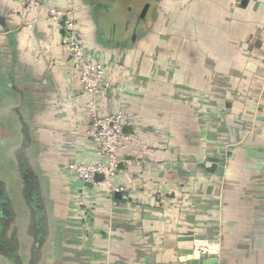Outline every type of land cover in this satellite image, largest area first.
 Wrapping results in <instances>:
<instances>
[{"label":"crops","instance_id":"crops-1","mask_svg":"<svg viewBox=\"0 0 264 264\" xmlns=\"http://www.w3.org/2000/svg\"><path fill=\"white\" fill-rule=\"evenodd\" d=\"M162 1L167 15L177 7L178 15L193 17L183 31L196 33L195 56L170 57L173 46L167 45L165 58H148L138 54L137 35L129 54L121 53L122 42L95 41L88 0H44L24 27L29 19L20 0H0L5 208H14L18 241L21 236L31 245L18 251L21 256H59L62 264H190L193 243L206 239L219 241L217 264H264V187H221L219 170L205 173L197 162L201 140L194 114L192 126L182 123L187 137L171 129L167 114L170 89L176 96H220L224 62L232 61L234 43L243 36L246 53L256 54L264 0ZM50 7L72 9L90 60L105 66L108 88L99 98L100 112L122 113L127 139L121 154L141 161L114 177L124 192L86 185L68 169L95 156L85 136L86 95L62 47L63 32L48 19ZM103 18L115 32L112 12ZM189 46L178 43L182 51ZM260 93L263 98L264 89ZM191 101L182 113L202 112V100ZM215 103L213 112L228 109L217 99L209 105Z\"/></svg>","mask_w":264,"mask_h":264},{"label":"rangeland","instance_id":"rangeland-1","mask_svg":"<svg viewBox=\"0 0 264 264\" xmlns=\"http://www.w3.org/2000/svg\"><path fill=\"white\" fill-rule=\"evenodd\" d=\"M88 1H90L88 8L90 12L92 11L90 23L94 27L91 37L95 41L100 39L110 41L112 44L122 42L120 46L125 49H121L123 50L121 53L129 54L130 49H136L135 46L130 48V45L133 44L132 40L137 35V43L134 45H138V54L148 58L150 56L155 60L165 58L164 53L169 52L165 51L167 45L173 46L169 49L172 51L169 52L170 57L186 59L187 56L197 54L193 45L196 33L183 31L187 27H192V22L195 21L193 17L178 15L177 5L174 9L170 7L173 11L167 15L166 9L165 12L162 11V7L166 5L162 0ZM146 5L147 8L144 11ZM107 11L112 12V16L115 17L113 21L115 32L111 29L112 22H106L107 19L103 18ZM133 35H135L134 39H132ZM258 39L256 54L246 53L245 45L248 44V39L244 36L238 43H234L236 48L234 47L232 61L224 62L226 67L222 76V80L225 77L224 85L217 86L221 91L220 96H213V98L210 96L200 98L196 96V98L189 94L176 96L177 89H170L173 96L169 97L167 114L171 129L179 131L177 133L180 135L185 131L186 136V130L182 126H192L190 123H193L195 116L197 126L193 125V129L195 128L196 133H199L201 140L197 148L200 153L197 156H200V160L197 162H200L199 166L205 173H214L216 169L219 170L221 187H264V96L262 98L260 95L264 89V77L257 74L259 67H264V36L260 35ZM178 43H186L190 46L192 43L193 47L189 46L182 51ZM220 50L219 53L222 54ZM206 66L214 69V65ZM249 74L248 80L243 82ZM194 99L202 100V112L182 113L180 107L183 104H191V100ZM216 99L219 100V107L228 104L225 112L218 113L209 109L217 105L216 103L209 105L212 101L216 102ZM217 113L221 115L216 116ZM192 114H194L193 117ZM226 123H230V128H226ZM236 135L239 137L235 138ZM260 148L263 151L262 154H258ZM211 154L214 155L212 158H210ZM13 213H15L14 208L5 213V77H2L0 79V264H62L63 259L59 256L31 257L18 254V251L25 252L31 248V245H28L29 242L21 236L19 241L9 240L13 232L11 229L17 228L18 225L15 223L19 222L12 217Z\"/></svg>","mask_w":264,"mask_h":264},{"label":"built area","instance_id":"built-area-1","mask_svg":"<svg viewBox=\"0 0 264 264\" xmlns=\"http://www.w3.org/2000/svg\"><path fill=\"white\" fill-rule=\"evenodd\" d=\"M25 17L24 26L32 23V11L40 7L44 0H20ZM51 23L63 32L62 47L67 59L77 73L79 83L86 95L85 110L90 122L85 136L91 142L95 161L79 162L69 165V169L84 184L96 189L108 188L113 193L124 192V188L113 185V179L120 169L128 165H140L134 157H123L121 152L127 139L122 132L123 115L121 112L102 114L99 98L106 95L108 84L105 82V66L93 62L88 56L86 45L80 40L75 26L74 12L71 8L50 7L47 13ZM34 20V18H32ZM22 27V28H23ZM204 254L208 259H219L220 244L217 241H195L189 259H199Z\"/></svg>","mask_w":264,"mask_h":264},{"label":"water","instance_id":"water-1","mask_svg":"<svg viewBox=\"0 0 264 264\" xmlns=\"http://www.w3.org/2000/svg\"><path fill=\"white\" fill-rule=\"evenodd\" d=\"M146 8H147V5L145 6L144 11ZM200 261L203 262L204 264H217L218 263V259L216 258L208 259L204 254H201L199 259H192L190 261V264H199Z\"/></svg>","mask_w":264,"mask_h":264},{"label":"flooded vegetation","instance_id":"flooded-vegetation-1","mask_svg":"<svg viewBox=\"0 0 264 264\" xmlns=\"http://www.w3.org/2000/svg\"><path fill=\"white\" fill-rule=\"evenodd\" d=\"M5 210L7 211L8 209L5 208ZM18 229H19V227L12 229V231H13V232H12V235H13V237H14L15 242L18 241ZM16 244H17V243H16ZM16 244H15V245H16Z\"/></svg>","mask_w":264,"mask_h":264}]
</instances>
